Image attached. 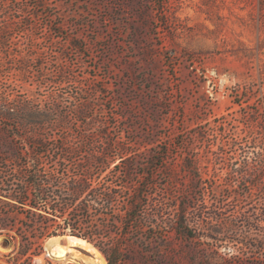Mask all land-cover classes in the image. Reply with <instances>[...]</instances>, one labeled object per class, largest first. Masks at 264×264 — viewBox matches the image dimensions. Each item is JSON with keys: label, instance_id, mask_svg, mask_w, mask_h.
Masks as SVG:
<instances>
[{"label": "rangeland", "instance_id": "1", "mask_svg": "<svg viewBox=\"0 0 264 264\" xmlns=\"http://www.w3.org/2000/svg\"><path fill=\"white\" fill-rule=\"evenodd\" d=\"M0 91L32 99L51 118L60 97L58 111L69 118L47 137H62L74 163L111 160L103 175L114 170L132 189L142 181L138 164L162 148L140 205L146 228L121 240L126 264H264V172L252 168L255 152L264 157L259 0H0ZM85 106L87 118H74ZM236 136L259 145L246 156L253 187L227 175L231 163L244 166L227 146ZM196 155L214 195L199 197L195 173L183 170ZM201 208L212 227L219 212L237 228L214 236L224 241L208 240V231L196 233ZM11 235L0 234V264H11L22 243ZM40 247L29 264H106L92 244L69 235Z\"/></svg>", "mask_w": 264, "mask_h": 264}, {"label": "trees", "instance_id": "2", "mask_svg": "<svg viewBox=\"0 0 264 264\" xmlns=\"http://www.w3.org/2000/svg\"><path fill=\"white\" fill-rule=\"evenodd\" d=\"M259 3L264 15V0H259ZM80 97V92L74 95L81 105ZM59 98L52 102L55 117L51 118L50 114L34 105L32 99H20L0 91V122L15 120L13 125H0V164L3 165L0 166V234L4 233L12 240L11 234H14L22 242L11 264H29L34 256L40 254L42 240L64 235L92 244L104 256L106 264H126L129 259L123 251L127 244L121 240L133 232L145 230L140 205L148 196L145 188L149 187V179L159 170L157 162L164 158L165 153L160 148L144 163L138 164L142 169L136 174L142 181L134 189L126 182L117 183V177L112 174L114 170L103 175L111 163L107 158L102 160L89 155L81 164L74 163L72 157L76 151L70 149L71 146L64 143L62 137L58 141L44 133L60 127L69 118L67 112L59 113ZM88 109L90 107L85 106L72 114L77 120L85 119ZM245 138L236 136L227 140L231 156L239 154L244 162L243 168L231 163L227 175L233 182L245 181L253 187L255 184L249 181L251 169L246 156L250 148H259V145L256 139L249 141ZM1 147H5L7 152H3ZM254 154L256 161L252 168L264 172V157L260 152ZM198 161L197 155L191 157L190 163L185 164L183 169L189 174L195 173L196 194L201 198L206 194H216L214 184L201 176ZM129 168V163L125 162L120 171L124 178L131 176ZM219 195L222 199L227 198L224 191ZM117 199H122L121 206L116 205ZM184 212L183 209H176L177 215ZM204 213V208L197 212L200 225L196 233L197 230L198 234L208 231L204 236L210 241H224L214 236L234 232L237 228L232 220L220 217L219 212H215L219 224L214 228L203 217ZM235 213L250 225L240 210ZM261 216L264 221V205ZM24 236L28 238L25 241ZM207 245L215 246L209 241Z\"/></svg>", "mask_w": 264, "mask_h": 264}, {"label": "bare ground", "instance_id": "3", "mask_svg": "<svg viewBox=\"0 0 264 264\" xmlns=\"http://www.w3.org/2000/svg\"><path fill=\"white\" fill-rule=\"evenodd\" d=\"M77 239H79V238H77Z\"/></svg>", "mask_w": 264, "mask_h": 264}]
</instances>
